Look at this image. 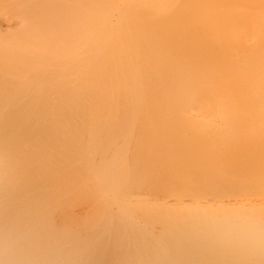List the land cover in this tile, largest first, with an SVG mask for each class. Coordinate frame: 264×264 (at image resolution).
Listing matches in <instances>:
<instances>
[{
  "label": "bare ground",
  "instance_id": "bare-ground-1",
  "mask_svg": "<svg viewBox=\"0 0 264 264\" xmlns=\"http://www.w3.org/2000/svg\"><path fill=\"white\" fill-rule=\"evenodd\" d=\"M61 1L0 0V264H264V28L229 67L210 60L200 73V56L185 73L168 61L160 73L154 59L157 73L146 61L177 17L149 20L169 25L161 39L154 25L157 38L149 24L121 23L134 41L158 40L146 33L143 52L128 41L147 71L133 70L130 50L123 72L129 57L108 23L120 64L102 70L111 50L95 61L104 26L93 11L104 7ZM255 20L231 18L236 28Z\"/></svg>",
  "mask_w": 264,
  "mask_h": 264
},
{
  "label": "rangeland",
  "instance_id": "rangeland-1",
  "mask_svg": "<svg viewBox=\"0 0 264 264\" xmlns=\"http://www.w3.org/2000/svg\"><path fill=\"white\" fill-rule=\"evenodd\" d=\"M59 1H61V0H58V4H59ZM62 1H64V0H62ZM61 1V2H62ZM72 1H74V0H72ZM85 1V0H84ZM91 1V0H90ZM96 0H94V2H95ZM97 1H99V0H97ZM104 0H101L100 1V3L101 4H97V5H95L97 2H95V4H92V3H94L93 2V0H92V2L89 4V0H88V3L86 2V4H89V5H86V6H88V8L89 9H95L97 6H99V7H101V6H103L104 8H100V9H102V11L103 12H101L100 11V9H98V11H99V13L97 12V10H94L93 12H94V14H96L97 16H95V15H93L95 18H97V19H99V21H100V26H104L105 24H107V25H109L108 27L110 28V30L113 32L112 33V36L114 37L115 36V34L117 35V36H115L114 38H116L117 39V49H116V47H115V45L113 44V43H115V39H114V41H113V43H112V41L110 42V40H108V42H110V43H108L107 42V39L106 38H108L109 39V36L107 37V35L106 34H104L105 32V26L103 27V29H102V33H101V36H100V41H99V48L101 47V46H103V48L101 49V51H100V49L99 48H96V50H93L92 48H90V50L92 49L93 51H96V54L94 55L95 57H94V59H95V61H97L98 63H100L101 64V62L103 63V61H101V59H99L100 57H102L104 54L106 55V51L108 50L107 49V47H109V45H110V52L111 53H109L110 54V56L108 57V55H107V57L108 58H105L104 57V60H106V65H108L110 62V64H111V66H113L114 64L116 65V63H114V62H116V61H109V59H112V58H114V60L116 59V57L117 56H115V54L119 51V49L120 48H123V49H125V51H126V54L128 53V54H131V55H133V54H135L136 52V54L134 55V57H135V60L134 59H132L131 58V55H128V57L125 55V57H124V59L126 60L127 58L129 59V60H126V62L125 63H122V64H128V62L130 63V64H128L127 66L129 67V69L127 68V66H122V68L123 67H125V70H124V68H123V72H126V70H131L132 68L131 67H133V70L134 71H138V70H141V72H144L145 70L147 71V67L146 68H144L143 70L141 69V66L140 65H144V67H145V59L143 60V57H142V53L141 52H143L144 51V49L146 48V43L148 42L149 44L151 43V44H153L152 43V41H150V40H154L153 42H155L156 40H155V38H157V36H158V38H160L161 39V37L163 36V32L164 31H166L167 32V29L164 27V29L165 30H162V31H160V29H163V27L162 28H160V29H158V26L160 25L161 26V24H159L158 26L157 25H155V24H153L154 22L153 21H155V20H158L156 17H165V18H168L170 15H173L172 17L173 18H175V17H177V18H180V19H178L177 20V18H176V23H178L177 25L175 24V22L173 21H169L168 23L171 25L170 26V28H172V29H174L173 31H172V29L170 30V28H169V25H168V29L171 31V33H169V35H171V36H169V38L171 39L172 37L174 38H172L171 40V44H169V40L170 39H168L167 37H166V41H164V39L162 40V42L160 41V39H159V42H161V43H163V42H165L164 43V47L165 46H167L166 48H167V50H166V48L164 49L163 48V46H162V44H161V51H164L165 50V54L163 53V52H161L160 50V52L159 51H154V53L156 52H158L157 54L155 53V56L152 54V52H153V50H155V49H153V48H149L148 46L149 45H147V47L149 48V51H150V54H152L153 56H152V58H148V61H146V62H149V60H156L157 59V62H158V67L161 69V70H159L160 71V73H162V71H166L167 73H168V71L167 70H165L166 68H168L169 66H170V68L169 69H171V66H173L172 68L173 69H171V71H172V73H185L186 71H187V69L186 68H188L189 69V66H190V64H188L190 61H189V59H195V61H192V62H194V63H192L191 62V64H194V65H196L197 63V61L200 63V60L201 59H203L202 61H206V63H207V61L209 62L210 60H212V62H213V60L215 61V66L214 67H216V65H220V64H225L226 63V66L227 67H229V64H230V60L232 59V57H234V58H237V56H239L240 57V55H238V53L239 54H241V53H243V52H241V51H237V49L238 48H241V47H243L244 48V46H246V45H248L249 44V41H250V37L251 36H254L255 38L257 37V35H258V33H260V32H258V30L259 29H261V28H264V7L262 8V6H264V4L260 1V0H167V2L166 3H164V4H161V5H157L156 4V0H105L104 2H103ZM155 1V2H154ZM146 2V3H145ZM150 2H152V3H150ZM154 2V3H153ZM231 2V3H230ZM232 2H234V5H233V3ZM240 2V3H239ZM248 2V3H247ZM57 3V2H56ZM63 3V2H62ZM113 3V4H112ZM228 3V4H227ZM230 3V4H229ZM111 4V5H110ZM235 4H237V5H235ZM242 4H243V6H242ZM258 4V6L261 4L262 6H260L259 8H256L257 5ZM101 5V6H100ZM194 6V7H193ZM255 6V7H254ZM99 7H97V8H99ZM177 7V8H176ZM131 8V9H130ZM174 8H176V9H174ZM107 10V11H106ZM130 10H132L133 11V13H131V16H130V14L128 15L127 13H130L129 11ZM137 10H141L140 12H142V11H144V15H146L145 16V18L146 19H148V22L147 23H145V22H140L139 20L141 19V18H137L135 15L137 14V12H139V11H137ZM87 11H88V9H87ZM119 11H121V12H119ZM137 11V12H136ZM145 11H147L148 13H150V14H147ZM180 11L182 12V13H180ZM89 12V11H88ZM87 12V13H88ZM92 12V10H90V13ZM93 12H92V14H93ZM125 12H127V13H125ZM243 12H245V13H249L252 17H254V18H256V20L254 21V22H252L248 27H245V28H249V30L247 31V29H245L244 27H239V28H236L238 25H233L232 24V22H231V18L233 17V16H235V15H240L241 13H243ZM89 13V15H91ZM126 14V15H124L123 16V14ZM113 14V15H112ZM139 14V13H138ZM137 14V15H138ZM142 14V13H141ZM178 14V15H177ZM231 14H233V16L231 15ZM88 15V14H87ZM99 15H101V17L99 16ZM118 15V16H117ZM121 15V16H120ZM144 15H142L143 17H144ZM169 15V16H168ZM179 15H180V17H179ZM105 16V17H104ZM123 16V17H122ZM128 16V17H127ZM136 17V19H134V20H137L138 22V24L137 23H131L130 24V22H131V19L133 18V17ZM181 16H183V17H181ZM112 17H114V18H112ZM116 17L118 18V22H116L117 21V19H116ZM131 19H130V18ZM134 17V18H135ZM140 17V16H139ZM185 17H187L186 18V20L184 19ZM90 18V17H89ZM126 18H128V21H127V19ZM150 18V19H149ZM154 18H156L155 20H154ZM173 18H171V20L173 19ZM183 18V19H182ZM107 19V20H106ZM115 21H114V20ZM145 19V20H146ZM106 20V21H105ZM110 20V22H108ZM111 20H112V22H114V25H116L115 27H116V29H118V31H119V28H120V31L122 32V34H123V29H121L122 27H121V25H123L124 24V26H123V28L125 27V28H127L128 30H130L129 28H132L133 27V30H134V27L136 28L137 27V25H138V27L140 26H142V24H144V25H146V24H149L150 25V23L151 22H153L151 25H154V29H156V31L157 30H159L161 33H157L158 35H156V34H153L154 33V29L151 27V25H150V29H153V30H150V32H151V34H153L152 36H154L155 38H153L152 36L150 37V35H149V33H148V31L147 32H145L146 31V29H149V28H144L143 26V28L145 29V34L146 33H148V35H149V38H151V39H149V38H147V40L149 39V41H147V40H145V37H148V36H146L145 34V36L144 35H140V36H138V37H136L137 39L138 38H140L139 40L141 41V43L140 42H137V43H139V44H141V45H138L137 43L136 44H134L135 46L136 45H138V47L139 46H141V47H143L142 46V44L145 46V47H143V49H142V51L140 52V50H138L137 48H135V50H134V48L133 49H131V46H133L132 44L131 45H128V41H131L130 43H135L136 42V40L137 39H135V41L133 40L134 38L130 35V34H132L134 37L136 36L135 35V33H134V31L133 32H130V34L128 35V31L126 30V33H125V30H124V36H125V38L126 39H124V40H126V42L125 41H123V37L120 39V37L118 36V34H120L119 32H115L114 33V31L115 30H112V28H114L113 27V23L111 22ZM121 20H122V22H121ZM151 20H153V21H150ZM163 20V19H162ZM161 20V21H162ZM167 20V19H166ZM168 20H169V18H168ZM167 20V21H168ZM180 20V21H179ZM105 21V22H104ZM128 23H127V22ZM163 21H165V19L163 20ZM177 21H179V22H177ZM215 21V22H214ZM107 22V23H106ZM136 22V21H135ZM159 22H160V20H159ZM181 22V23H180ZM102 23H103V25H102ZM109 23V24H108ZM122 23V24H121ZM157 23V22H156ZM161 23V22H160ZM165 22H163V24H164ZM172 23V24H171ZM196 23V24H195ZM117 24H119L118 25V28H117ZM121 24V25H120ZM133 24V25H132ZM141 24V25H140ZM162 24V25H163ZM175 24V25H174ZM129 25H131L132 27H130ZM148 25V26H149ZM173 25V26H172ZM147 26V27H148ZM159 26V27H160ZM164 26H166V25H164ZM232 26V27H231ZM240 26V25H239ZM101 27V28H102ZM137 27V28H138ZM141 27V28H142ZM157 27V28H156ZM167 27V26H166ZM108 28V29H109ZM140 28V29H141ZM142 28V29H143ZM211 28V29H210ZM107 29V30H108ZM115 29V28H114ZM143 29V30H144ZM229 29V30H228ZM233 29V30H232ZM244 29H245V31H244ZM169 30H168V32H169ZM238 30V31H237ZM262 30V29H261ZM260 30V31H261ZM117 31V30H116ZM137 31V32H136ZM138 31H140L139 29H135V32H136V34L138 33V34H143V33H139ZM142 31V30H141ZM152 31H153V33H152ZM104 32V33H103ZM109 30L107 31V34H109ZM168 32L166 33V35H168ZM241 32V33H240ZM134 33V34H133ZM160 34H161V37H160ZM172 34H173V36H172ZM248 36H247V35ZM249 34H251V35H249ZM257 34V35H256ZM126 35H128V37H126ZM166 35H164V36H166ZM243 35H245L244 37H243ZM260 35V34H259ZM120 36H121V34H120ZM142 36H144V37H142ZM245 37H246V39H248V38H250L249 39V41H248V43L246 44L245 42V44L246 45H244L243 46V44L244 43H242V46H241V42L242 41H246L247 42V40L245 39ZM248 37V38H247ZM103 38L106 40V41H104L103 40ZM131 38V39H130ZM133 38V39H132ZM253 38V37H252ZM111 39V38H110ZM112 39V40H113ZM129 39V40H128ZM168 39V40H167ZM243 39V40H242ZM254 39V38H253ZM118 40H120V41H118ZM121 40H122V42H121ZM240 40V41H239ZM252 40V39H251ZM133 41V42H132ZM138 41V40H137ZM147 41V42H146ZM158 41V40H157ZM104 42L105 43H108V45L107 44H104ZM120 42V43H119ZM176 42H179V43H176ZM188 42L189 43H191V44H194V46H199V49L198 48H194L193 47V45H190V47L193 49V50H195V51H197L195 54L193 53V50L191 51L192 53H190V56H188L189 55V51H190V48H189V45H188ZM251 42V41H250ZM129 43V44H130ZM186 43V44H185ZM208 43V44H207ZM240 43V44H239ZM119 44L122 46H119ZM124 44V45H123ZM126 44H127V46H129L130 47V49L128 50V47L126 46ZM155 44V43H154ZM174 44V45H173ZM181 44V46L183 47H178L179 45ZM188 45L187 47L189 48V49H187V47L185 46V45ZM113 45V46H112ZM184 45V46H183ZM206 45V46H205ZM213 45V46H212ZM124 46V47H123ZM174 46H176V48L174 47ZM209 46V47H208ZM241 46V47H240ZM256 46V45H255ZM112 47V48H111ZM151 47H153V46H151ZM175 49H174V48ZM178 47V48H177ZM202 47V48H201ZM215 47H217L216 49H215ZM250 47H252V46H250ZM116 49L115 50V54L114 55H112L113 53H114V50H112V49ZM119 48V49H118ZM163 48V49H162ZM171 48L173 49V50H171ZM180 48V49H179ZM206 48V49H205ZM213 48V49H212ZM242 48V49H243ZM246 48H247V46H246ZM99 49V50H98ZM106 49V51H104ZM147 49V48H146ZM178 49H179V51H178ZM182 49H185V51H187L188 52V54L187 55H185V56H183L184 55V53H185V51H183ZM187 49V50H186ZM209 49V50H208ZM215 49V50H214ZM241 49V50H242ZM252 49H258V47L256 48V47H252ZM88 51V55H89V53H91L92 52V50L91 51ZM118 50V51H117ZM131 50V52L133 51H136V50H138L141 54H139L142 58H140L139 57V55H138V51H136V52H134L133 54L132 53H130L129 51ZM171 50V51H170ZM175 50H176V53H174L175 52ZM203 50V51H202ZM205 50H207V51H205ZM214 50V51H213ZM217 50V51H216ZM220 51V53H219V51ZM243 50H245V49H243ZM250 50V49H249ZM99 51V52H98ZM128 51V52H127ZM169 52L170 54H166L167 52ZM180 51H182L183 52V54H181L182 52H180ZM205 51V52H204ZM230 52L231 54L229 55V53H227V52ZM248 51V50H247ZM101 52H106V53H104V54H102ZM186 52V53H187ZM201 52V53H200ZM209 52H211V53H213L214 55H216L217 54V52H218V55L220 54V56H216V57H212L211 55L212 54H209ZM227 53V56L225 55L226 53ZM92 53H94V52H92ZM160 53H162V54H160ZM178 53V55H174V54H177ZM185 53V54H186ZM200 53V54H199ZM102 54V55H101ZM144 54H148V51H145V53H143V56H144ZM150 54H148V56L150 55ZM179 54H181L182 55V58H181V55H179ZM202 54V55H201ZM204 54V55H203ZM101 55V56H100ZM136 55H137V57H136ZM162 55H164L163 57H161ZM197 55V56H196ZM213 55V56H214ZM97 56L99 57V58H97ZM166 56V57H165ZM168 56V57H167ZM180 56V57H179ZM188 56V57H187ZM193 56V57H192ZM195 56L198 58V60H196L197 58H195ZM201 56V57H200ZM205 56H206V58L208 59H206L205 58ZM210 56V57H209ZM221 56H223V57H221ZM225 56V57H224ZM90 57H91V55H90ZM89 57V58H90ZM127 57V58H126ZM133 57V56H132ZM133 57V58H134ZM150 57H151V55H150ZM155 57V58H154ZM173 57H174V60L171 62V60L173 59ZM178 57V58H177ZM201 59H200V58ZM209 57V58H208ZM238 57V58H239ZM242 58H243V56H241ZM97 58V59H96ZM103 58V57H102ZM131 58V59H130ZM145 58H147V55L145 56ZM178 60H177V59ZM179 58H181L182 60H180L179 61ZM211 58V59H210ZM214 58V59H213ZM242 58H239V59H242ZM92 59V58H91ZM107 59H108V62H107ZM119 59H120V55L118 54V57H117V62L119 63ZM168 59H170V60H168ZM176 59V60H175ZM216 59L218 60V61H220V63L217 61V63H216ZM223 61H225V62H222L221 60ZM228 59V60H227ZM230 59V60H229ZM135 62H134V61ZM155 60L153 61V62H151V63H153V68H151L152 66L151 65H149V66H151V67H148V68H150V70H148L149 72H151V70L152 69H154L152 72H155V70H156V72H157V69H156V67L155 66H157V62H155ZM189 62H188V61ZM101 61V62H100ZM130 61H132V62H134V64H133V66L131 65L132 64V62H130ZM166 61H168L169 62V64L167 63L165 66H166V68H165V66H164V64L166 63ZM176 61H178L177 62V66H175L173 63L175 62L176 63ZM185 61H186V65H185ZM202 61H201V63H202ZM205 61L203 62V63H205ZM96 62V63H97ZM114 64H113V63ZM138 62V63H137ZM181 62V64H180V66H179V63ZM188 62V63H187ZM95 63V64H96ZM105 63V62H104ZM104 63L102 64V65H100V69H102V70H110V64L107 66V67H109V68H107L106 67V65H104ZM151 63H149V64H151ZM155 63V64H154ZM170 63H172V64H170ZM200 63V64H201ZM205 63V67H206V65H207V67H208V63L206 64ZM210 63V62H209ZM120 64V63H119ZM137 64H138V66L140 67V68H137ZM147 64L148 63H146V66H147ZM160 64V65H159ZM183 64L185 65V67L183 68L182 66H183ZM189 66H188V65ZM199 64V65H200ZM114 65V66H115ZM130 65H131V67H130ZM210 66L207 68V70H206V68L204 69V70H201L199 67H202V65H200V66H198V70H199V72L201 73V71H203V72H208V70H210V68L212 69V63L211 64H209ZM217 66V69L218 68H220V66ZM96 66H98L97 64H96ZM134 66H136V68L134 67ZM71 67V66H70ZM101 67H104V68H101ZM116 67H119L118 65L116 66ZM115 67V68H116ZM157 67V68H158ZM214 67H213V70H214ZM223 67H224V65H223ZM143 68V67H142ZM182 68V69H181ZM192 70V73H194V71L193 70H195L196 69V66L194 67L193 65H192V67H190ZM194 68V69H193ZM203 68V67H202ZM226 68V67H225ZM71 70H69V72H74L75 70L74 69H72V68H70ZM99 69V70H100ZM113 70H114V68H112ZM186 70V71H184V70ZM224 69V68H223ZM222 69V70H223ZM73 70V71H72ZM132 70V71H133ZM190 70V69H189ZM197 70V69H196ZM198 70L196 71V72H198ZM206 70V71H205ZM110 71H112V70H110ZM184 71V72H183ZM191 71H189L190 73H191ZM216 71V70H215ZM217 71H219V69L217 70ZM165 72V73H166ZM195 72V73H196ZM198 72V73H199ZM209 72H211V71H209ZM213 72V71H212ZM221 72H223V71H221ZM157 73H159V72H157ZM214 73V72H213ZM220 73V72H219Z\"/></svg>",
  "mask_w": 264,
  "mask_h": 264
},
{
  "label": "crops",
  "instance_id": "crops-1",
  "mask_svg": "<svg viewBox=\"0 0 264 264\" xmlns=\"http://www.w3.org/2000/svg\"><path fill=\"white\" fill-rule=\"evenodd\" d=\"M156 4H159V5H161L162 3L164 4V3H166L167 2V0H156Z\"/></svg>",
  "mask_w": 264,
  "mask_h": 264
}]
</instances>
